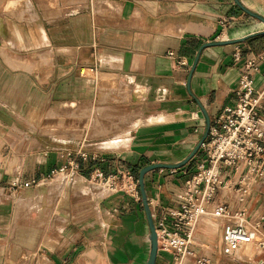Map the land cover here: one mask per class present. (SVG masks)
<instances>
[{"label": "crops", "instance_id": "1", "mask_svg": "<svg viewBox=\"0 0 264 264\" xmlns=\"http://www.w3.org/2000/svg\"><path fill=\"white\" fill-rule=\"evenodd\" d=\"M239 1L264 17V0ZM81 5L82 0H0V264H146L150 231L142 203L90 179L95 171L105 178L119 172L134 176L146 166L186 159L207 127L236 104L245 61L264 51V24L234 0H87L80 11ZM230 41L238 42L215 44ZM258 67L264 72V62ZM85 70L127 79L138 88L126 83V97L131 103L142 100L137 116L115 122L126 126L119 130L118 153L90 152L89 163L74 157L77 178L68 176L58 186L47 178L71 161L61 148L70 143L42 136L39 128L25 139V122L41 127L47 112L83 100L79 84ZM252 77L261 90V75ZM117 95L124 103L106 102V108L130 111L124 91ZM3 127L17 139L2 133ZM8 140L30 142L3 153L1 142ZM81 142L74 137L73 153L81 152ZM198 153L182 168L144 176L154 223L179 208ZM51 194L58 201L47 205ZM240 208L248 219L264 216V187ZM209 216L194 233L197 254L211 264H264V254L252 261L225 257L224 221ZM174 262L171 253L157 252L155 264Z\"/></svg>", "mask_w": 264, "mask_h": 264}, {"label": "built area", "instance_id": "2", "mask_svg": "<svg viewBox=\"0 0 264 264\" xmlns=\"http://www.w3.org/2000/svg\"><path fill=\"white\" fill-rule=\"evenodd\" d=\"M234 59H239L237 50ZM261 62H264V51L243 64L237 102L225 108L214 126L209 127L208 136L200 147L204 159L196 164L195 173L184 183L179 208L167 211L154 223L157 251L171 253L175 259L173 264H211L206 256L195 252L192 243L194 225L207 213L224 221L221 252L225 257L236 259L240 251L252 244L259 250L255 257L264 254V216L248 219L246 210L240 208L246 198L260 194L264 187V87L255 89L252 77V74H260L264 80V72L258 67ZM67 156L72 154L68 152ZM74 156L86 158L81 152ZM77 169L76 160L71 159L68 166L57 172L67 175ZM237 172L240 173L233 184L230 179ZM118 175L131 180L130 192L136 195L133 178L126 173ZM115 178L116 175L105 178L95 171L90 180L112 185ZM31 184L34 183H26L25 187ZM224 192L233 196L235 209L227 201V195H222ZM218 196L221 202L216 200Z\"/></svg>", "mask_w": 264, "mask_h": 264}, {"label": "rangeland", "instance_id": "3", "mask_svg": "<svg viewBox=\"0 0 264 264\" xmlns=\"http://www.w3.org/2000/svg\"><path fill=\"white\" fill-rule=\"evenodd\" d=\"M86 8H87V0H82L80 11ZM63 9L66 10L65 7ZM260 38L261 36L255 37V39H257L259 43H261ZM93 70L97 71L95 69ZM105 78H108L109 80L107 81L104 80L103 82V79ZM126 83H129L132 88H138L135 85H133L130 81H128L127 79L121 76L97 74V73H93V72L85 70L84 74L82 73V76H81V84H79L80 89L82 90L81 99L83 100L72 99L71 101H67L61 104L56 110L47 112L45 114L46 121H44V123L46 122L47 124H44L41 127L33 125L31 120H27L25 122V126L27 129H24L25 134L23 137H25V139H28L29 136H31L33 132L34 134H36V131L39 128L38 132L42 136L48 137L54 141H56L57 139H61V138L65 139L66 143H70V144H65V146H61V148L66 149L65 158L73 159L75 157L74 156L75 153H73V150L76 146L73 143V139L74 137L81 136L82 138L81 153H85L87 155L86 161L88 163H89L88 161L89 157H91L89 156L90 152L101 153L103 155H106V154L109 155L111 152L118 153L119 148L121 146L116 150L114 149L121 142L120 137L122 136V133H121L122 131H119V130L122 127H126V126L117 125L115 122H121L123 120V117H126L127 115H129V117L137 116L138 111L136 109V103L142 100V99L141 100L137 99V100H134L135 102H132V103L130 102L132 100L128 99L125 95V89H126L125 84ZM122 91H124L123 99L124 101L129 102L128 105H130L129 107L131 110L130 111L127 110V112L125 111L124 113H121V111H117L116 109L111 110L109 108H106V105H105L106 102L108 105L124 103L122 102L123 101L122 96L117 95V93H122ZM111 92H117V93H115L113 97V95H111ZM129 126L132 127V123ZM2 129H3L2 133L8 131L9 136H12L13 138L17 139L16 136L14 137V134L10 132L8 128L3 127ZM29 142L30 140H26L25 142L24 141L13 142L9 140L3 141L1 142V145H2L1 149L3 150V153H7L8 150L21 148L25 145H28ZM78 142H79V139L77 143ZM198 151L199 153H198V157L196 158V162L193 164L191 163L189 165L187 176L194 174L195 165L203 158L201 149H199ZM68 152L72 154L71 157L67 156ZM140 171L141 170H139V172H136L134 176L132 175L131 172H130L131 174H129L130 177H133V184L136 185V192H137L136 195L134 194V192L132 193L130 192L132 188L131 180H129L127 177H122V175L116 174L115 181L112 182V188L115 189V192L127 193L130 196L132 195V197L133 196L137 197L139 201L142 203V196L140 194V190H139V186L137 182ZM63 174L56 172L53 175H51V177L47 178V180L48 181L54 180L56 181L55 184H57L58 186H63L64 185L63 182L67 178L56 180L57 176L63 175ZM70 175L72 176V178H77L74 173L68 174V176ZM230 180H232V183L235 184L237 181V178L231 177ZM43 182H47V181H43ZM91 183L101 184L103 182L92 181ZM35 184L37 183L31 184L29 187H34ZM52 194L47 197L48 198V200H46V202H48L47 205H49L50 203L52 204L53 202L57 203L58 201V198L55 199V196ZM226 195L232 202L233 196L231 195V193L228 192ZM147 203H148V200H147ZM232 204L233 206H235L234 208H236V205H234V203ZM40 207H41V204H40ZM148 207L151 213L149 203H148ZM49 209H51V207H49ZM209 218L215 221L211 216H209ZM251 251L253 252L246 251V255L254 254V256H256L259 250H257L255 246H252ZM252 258L250 260L248 259L244 261H252Z\"/></svg>", "mask_w": 264, "mask_h": 264}, {"label": "water", "instance_id": "4", "mask_svg": "<svg viewBox=\"0 0 264 264\" xmlns=\"http://www.w3.org/2000/svg\"><path fill=\"white\" fill-rule=\"evenodd\" d=\"M235 4L247 15H249L252 18H255L257 20H259L261 23L264 24V17H262L261 15H258L256 13H253L251 11H249L248 9H246L239 0H234ZM254 36V35H250ZM238 41H230V42H223V43H215L216 45L219 44H232V43H236ZM208 132H209V127H207L204 136L202 137V139L199 141V143L196 145V147L193 149V151L191 152V154L184 159L183 161L175 164V165H160V164H156V165H150L147 167H144L143 169H141L140 173H139V178H138V186H139V190H140V194L142 196V204H143V208L145 210L146 213V217H147V221H148V225H149V242H150V251H149V257H148V261L146 264H155V260L157 257V236L155 233V229H154V223L151 217V213L148 207V203H147V197H146V193H145V189H144V176L149 173L152 172L154 170L157 169H179L182 168L183 166H185L198 152V150L200 149L201 145L203 144V142L205 141V139L208 136Z\"/></svg>", "mask_w": 264, "mask_h": 264}, {"label": "bare ground", "instance_id": "5", "mask_svg": "<svg viewBox=\"0 0 264 264\" xmlns=\"http://www.w3.org/2000/svg\"><path fill=\"white\" fill-rule=\"evenodd\" d=\"M261 27V26H260ZM105 81H106V79H104ZM104 80H103V82H104ZM102 81V80H101ZM71 176V175H70ZM64 178H68V174L66 175V174H63V175H59V176H57L56 177V180L57 179H64ZM91 183V182H90ZM92 184V183H91ZM40 185V184H39ZM39 185H38V187H39ZM92 185H96V186H102V187H104L105 189H107L108 191H110L111 193H114L115 192V189L114 188H112V185H110V182H108V183H105V182H103V183H101V184H92ZM211 216L212 217V215L210 214V213H207V214H205L204 216H202L201 218H199L197 221H196V223H195V225H194V229H193V237H194V233H195V231H196V229H197V226H198V224H199V222L202 220V219H204V218H206V217H208V216ZM213 218V217H212ZM215 221H217L215 218H213ZM194 242V238L192 239V243ZM252 246H255V244H252V245H249V246H247L245 249H243L242 251H240V253L238 254V257L237 258H240V259H242V260H250L252 257H254V254H247L246 255V251H248V252H253V251H251V248H252ZM256 247V246H255ZM251 255V256H250Z\"/></svg>", "mask_w": 264, "mask_h": 264}, {"label": "trees", "instance_id": "6", "mask_svg": "<svg viewBox=\"0 0 264 264\" xmlns=\"http://www.w3.org/2000/svg\"><path fill=\"white\" fill-rule=\"evenodd\" d=\"M250 39V38H249Z\"/></svg>", "mask_w": 264, "mask_h": 264}]
</instances>
